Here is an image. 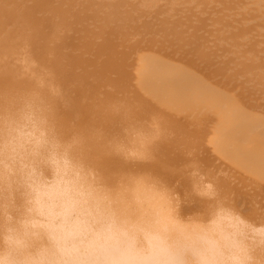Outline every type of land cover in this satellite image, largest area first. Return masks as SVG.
<instances>
[{"label": "bare ground", "instance_id": "1", "mask_svg": "<svg viewBox=\"0 0 264 264\" xmlns=\"http://www.w3.org/2000/svg\"><path fill=\"white\" fill-rule=\"evenodd\" d=\"M22 102L81 139L109 177L150 173L171 186L198 162L205 194L215 186L238 201L229 168L264 167V0H0V105ZM151 131L163 138L147 157ZM113 136L134 139V159L108 153ZM183 185L189 193L187 175Z\"/></svg>", "mask_w": 264, "mask_h": 264}, {"label": "clouds", "instance_id": "2", "mask_svg": "<svg viewBox=\"0 0 264 264\" xmlns=\"http://www.w3.org/2000/svg\"><path fill=\"white\" fill-rule=\"evenodd\" d=\"M144 135L150 157L163 137ZM133 140L103 137L126 161ZM194 171L205 175L185 166L183 197L150 173L114 179L47 114L0 105V264H264V215L250 219L215 186L205 194ZM193 198L203 206L185 214Z\"/></svg>", "mask_w": 264, "mask_h": 264}, {"label": "rangeland", "instance_id": "3", "mask_svg": "<svg viewBox=\"0 0 264 264\" xmlns=\"http://www.w3.org/2000/svg\"><path fill=\"white\" fill-rule=\"evenodd\" d=\"M229 169H231L230 171L228 170V173L230 172V174H229V177H230V175H231V173H233L234 174V172L236 173V174H234V176L235 175H237V173H239V175L237 176L238 177V180H239V176H243V178L241 177L240 178V181L241 182H239L238 180H236L237 179V177H236V179L234 178V180H233V178L232 177H234L233 175H231V177H230V179H231V182H232V184L233 183H235L233 186H234V188H235V192H236V195H238V197H240V195H241V198H242V200H244V204H245V206L243 205V201H241V204L244 206V208H243V210H244V212H246L247 211V209H248V211L247 212H249V205L251 206V209H250V212L252 211V209L253 210H261V206H259V205H262V203L264 204V198H262V197H264L263 196V194H264V186H263V183H264V180L262 181V179L264 178V167H263V170H262V168L261 169H259V168H257L256 169V167L254 168L253 167V169H252V167H239V169H233L232 170V168H229ZM246 169V170H245ZM237 170H238V172H237ZM248 171L249 170V173H252V175H253V173L256 175V177L255 176H252V178L253 179H251L250 177H251V175L247 172V173H245V172H242V171ZM257 171V172H256ZM195 172V171H194ZM259 172H263V174L261 173V175L259 174ZM257 173V174H256ZM186 174V172L184 173V175H180V176H177V175H174V176H171L170 178H169V181L167 180V182H170V184H171V186H173V185H175V186H173V187H175L176 189L175 190H178V189H180L181 188V190L179 191H177V192H180V195H182L183 194V192L184 193H186L185 192V189H184V177L186 176L185 175ZM241 174V175H240ZM246 174H248L249 176H247L246 177ZM260 175V179H261V181H262V186H261V183H259L258 185L260 186L259 187V192H256L257 191V189H256V186L257 185H255V183L257 184V181H256V179L255 178H257V177H259V175ZM248 178L249 177V179H250V181H249V179H248V185H247V187H249V188H245V190H244V187L246 186V185H242L243 184V182H244V178ZM255 177V178H254ZM172 178V179H171ZM174 178V179H173ZM170 179H171V181H170ZM177 179H179V183H178V181H177ZM241 179H243V181L241 180ZM260 179H257L258 180V182H259V180ZM173 180H175V182L176 183H174L173 182ZM246 179H245V184H247L246 183ZM253 181H256V182H254V185H255V189L256 190H254V188H253V184H252V182ZM239 182V183H238ZM179 184H181V186L179 185ZM238 184V186H239V184H240V186H239V188H238V186L236 187L235 185H237ZM250 185H251V187H252V191L250 192L252 195H250V193H249V191L248 190H250L251 189V187H250ZM177 187H178V189H177ZM243 187V188H242ZM258 187V186H257ZM187 188V187H186ZM239 189H240V191H239ZM241 189H243L242 191H241ZM247 189V190H246ZM238 191H239V194H238ZM254 191V192H253ZM235 192H234V194H233V197H236V195H235ZM243 192H244V194H243ZM246 192H247V196H246ZM261 192H263V194L261 195ZM242 193V194H241ZM253 193H255V195L253 194ZM258 194L260 195V197L258 196ZM185 195V194H184ZM184 195H182V197L184 196ZM249 195H250V197H253V198H251V199H249ZM238 197H236V198H238ZM259 197V198H258ZM241 198H240V200H241ZM245 198H247L249 201H247ZM256 198H257V201H256ZM194 200H195V198H193ZM236 200V204H239V205H241L240 204V200L238 199V201H237V199H235L234 198V201ZM253 200V204L252 203H250V201H252ZM262 201V203L260 202V201ZM196 202H194L195 204H194V206H192V207H185V209L186 208H188L187 210H184V212H191L192 210L191 209H193V207H194V209H193V211L194 210H197L198 209V207H199V200H195ZM254 201H255V203H254ZM246 202V203H245ZM258 202V209H257V203ZM198 203V204H197ZM246 204H247V207H246ZM256 204V205H255ZM195 205H196V207L197 208H195ZM200 206H201V204H200ZM200 208V207H199ZM245 208H246V210H245ZM260 208V209H259ZM189 209H190V211H189Z\"/></svg>", "mask_w": 264, "mask_h": 264}]
</instances>
